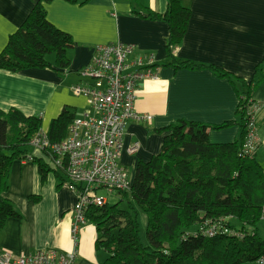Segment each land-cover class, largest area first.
<instances>
[{"label":"crops","instance_id":"0c3cea01","mask_svg":"<svg viewBox=\"0 0 264 264\" xmlns=\"http://www.w3.org/2000/svg\"><path fill=\"white\" fill-rule=\"evenodd\" d=\"M37 1L0 0V54ZM133 1L88 0L72 5L55 0L47 4L49 23L74 41L69 71L33 69L12 74L0 70L1 111L17 109L27 117H39L41 131L48 132L65 107L75 109L78 117L88 110L86 98L75 95L72 87L90 83L80 71L90 64L98 46L127 44L134 46L137 54L153 56L158 80L138 81L134 103L139 116L152 119L130 121L126 127L125 145L140 143L137 154L124 153L121 159L132 180L140 162H148L161 152L165 135L159 131L180 120L222 125L235 119L239 104L232 83L210 69L161 67L166 63L168 26L133 15ZM136 1L158 14L167 10L168 0ZM179 1L191 10V19L182 45L174 50L175 57L218 67L255 85L253 102L260 106L258 152H264V0ZM239 134V127H231L211 131L209 139L226 144L234 142ZM30 149L33 160L43 159L39 151ZM27 158L15 162L9 174L6 198L21 217L9 219L0 230V255L8 252L18 258L55 249L63 255L75 253L72 264H104L108 255L96 249V227L85 222L75 234L72 232L76 194L52 171L43 181L38 164Z\"/></svg>","mask_w":264,"mask_h":264},{"label":"trees","instance_id":"16d2710c","mask_svg":"<svg viewBox=\"0 0 264 264\" xmlns=\"http://www.w3.org/2000/svg\"><path fill=\"white\" fill-rule=\"evenodd\" d=\"M55 0H38L22 26L9 37L0 54V70L19 73L53 69L69 71L71 35L49 23L46 5ZM85 4L88 0H63ZM165 13L158 14L132 2L133 15L164 22L169 29L166 63L175 70L210 69L228 79L239 97L235 119L222 125L177 121L159 131L164 134L162 150L136 168L129 192L119 193L116 205L89 207L86 220L98 232L96 249L107 253L104 264H248L264 256V239L257 231L262 220L264 168L256 157L241 156L248 132L249 111L255 85L215 66H205L175 57L191 19V10L179 0H168ZM53 58V61L50 60ZM77 111L65 107L48 129L50 143H61L77 118ZM42 120L27 117L17 109H0V230L9 219L20 218L6 194L10 173L17 161L31 154V142L41 132ZM239 127L232 143L210 142L211 131ZM45 181L49 172L66 184L63 172L52 170L43 159L33 160ZM126 204L122 208V204ZM138 211L147 216V241L140 238ZM230 221V227L245 233L244 238L219 235L204 238L189 235L207 222ZM233 220L241 227L236 228Z\"/></svg>","mask_w":264,"mask_h":264},{"label":"built area","instance_id":"2783aa9c","mask_svg":"<svg viewBox=\"0 0 264 264\" xmlns=\"http://www.w3.org/2000/svg\"><path fill=\"white\" fill-rule=\"evenodd\" d=\"M92 61L80 75L90 83L72 87L77 96L86 98L88 110L75 118L66 138L57 144L50 143L48 132L41 131L31 142V147L40 152L50 168L63 172L66 186L77 197L74 206L73 234L78 226L87 222L89 207L106 206L108 194L129 192L132 177L122 164L124 153L134 156L140 143L125 145L126 127L130 121H150V116H139L134 107L138 81L158 80L153 56L137 54L132 45L115 43L98 46ZM259 104L249 111L248 132L241 156L254 158L259 149L257 136ZM33 160L32 156L27 158ZM264 218V201L261 208ZM189 235L215 238L219 235L244 238L245 233L230 227V221L207 222ZM76 254L63 255L58 250L48 249L23 257H14L8 252L0 255V264H72ZM256 264H264V256Z\"/></svg>","mask_w":264,"mask_h":264},{"label":"rangeland","instance_id":"374dc122","mask_svg":"<svg viewBox=\"0 0 264 264\" xmlns=\"http://www.w3.org/2000/svg\"><path fill=\"white\" fill-rule=\"evenodd\" d=\"M50 60L53 61V58H51ZM258 152V151H257ZM257 162L258 164L264 168V152L263 151H260V154L259 152L257 153ZM130 174V173H129ZM101 196H104L107 198V203L108 205H116L118 202H119V198L117 196V193H114V194H108L106 191H101ZM125 203L121 205L122 208H125ZM138 215H139V223H140V238H141V242L144 246H149V242L147 241V237H146V233H147V216L141 212V211H138ZM233 224L236 226V228L240 229L239 227H241L239 225L238 222L234 221L233 220ZM257 231H258V234L259 236L264 239V218H262V220L257 224ZM198 229L197 227L194 228L191 233H194L196 232ZM255 263V262H254Z\"/></svg>","mask_w":264,"mask_h":264}]
</instances>
